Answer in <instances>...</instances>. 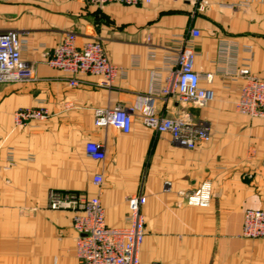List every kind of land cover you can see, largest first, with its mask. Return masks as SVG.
Segmentation results:
<instances>
[{
    "label": "crops",
    "instance_id": "0c3cea01",
    "mask_svg": "<svg viewBox=\"0 0 264 264\" xmlns=\"http://www.w3.org/2000/svg\"><path fill=\"white\" fill-rule=\"evenodd\" d=\"M198 1L98 9L86 0H0V31L27 39L22 58L38 78L0 83V264H78L71 215L49 209L50 190L99 197L110 227L125 226L127 197L143 194L142 264H264V239L242 235L244 210L264 211V118L236 111L243 80L221 72L248 65L264 78V0L235 7L232 0H205L201 11ZM67 32L78 46L103 43L118 68L110 88L81 73L78 86H70V74L44 63V52ZM180 38L192 39L200 86L214 98L205 106L158 98L156 109L207 123L210 140L180 147L144 126L138 111L127 133L96 126L95 109L138 108L152 87L163 86L164 57ZM34 107H44L47 119L15 127L14 112ZM90 143L103 145V160L87 156ZM206 186L203 204L180 195Z\"/></svg>",
    "mask_w": 264,
    "mask_h": 264
},
{
    "label": "built area",
    "instance_id": "2783aa9c",
    "mask_svg": "<svg viewBox=\"0 0 264 264\" xmlns=\"http://www.w3.org/2000/svg\"><path fill=\"white\" fill-rule=\"evenodd\" d=\"M150 0H86L89 5L98 9L106 4L116 2L124 5H139ZM205 0L198 1V10H203ZM248 0H232L231 6H248ZM192 38L199 31L190 30ZM180 44L170 50L164 57L167 75L163 86L152 87L149 93L142 97V103L135 106H116L112 109L94 110L96 126H112L129 132L136 111L141 116L144 126L157 133H167L172 141L183 148L192 150L198 144L210 140V126L205 122H194L184 117H166L158 113L156 100L158 98H176L180 102L205 106L213 100L210 89L200 86L201 75L194 69L195 51L191 38H180ZM27 39L13 31H0V83L36 81L34 64L22 58V52L27 46ZM225 48V47H224ZM230 52L232 46L226 47ZM44 63L54 69L71 75L70 86L76 87L79 81L77 74L98 76L96 85L110 88L118 74V68L113 65L106 54L103 43L99 40L86 41L78 46L76 35L65 33L62 41L53 49L44 52ZM233 59V58H232ZM233 70H222L223 74L243 80L239 97L235 102L238 113L250 117L264 118V78L254 75L248 65L236 67ZM157 74H153V82ZM212 74L204 75L206 80L212 79ZM48 111L44 107L19 108L13 114L15 127L23 126L32 121L47 119ZM86 154L93 160L104 159V147L100 143H90ZM94 184L100 185L102 176L97 174ZM169 183L165 184L168 189ZM203 187L196 192L180 195L189 204H203L208 195ZM126 225L110 227L106 224L105 211L99 197H89L85 192L50 190L48 207L54 211L66 212L71 215V226L76 234L75 255L78 264H142L139 258L140 248L145 235V221L142 208L146 203L143 194L127 197ZM242 235L249 239H264V211L246 209L243 212Z\"/></svg>",
    "mask_w": 264,
    "mask_h": 264
}]
</instances>
